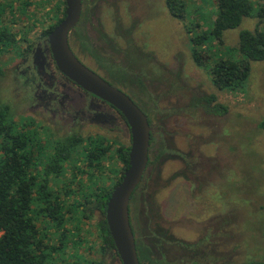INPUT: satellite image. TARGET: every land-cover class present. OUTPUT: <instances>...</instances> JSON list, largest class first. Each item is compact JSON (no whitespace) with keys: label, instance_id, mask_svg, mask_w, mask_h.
<instances>
[{"label":"rangeland","instance_id":"rangeland-1","mask_svg":"<svg viewBox=\"0 0 264 264\" xmlns=\"http://www.w3.org/2000/svg\"><path fill=\"white\" fill-rule=\"evenodd\" d=\"M180 2L184 20L170 15L166 0H84L83 4L87 21L78 34L86 37L85 46L95 43L92 49L97 52H82L81 57L109 79L100 55L122 60L144 79L143 96L127 80L118 86L148 113L157 136L171 142V151L151 163L133 192L131 222L141 238L144 219L140 209L143 204L155 207L161 215L153 217L150 225L161 224L189 244L191 254L175 245L168 252V264L264 260V131L257 126L264 117V61L251 63L244 88L236 90L217 89L208 66L219 56L239 60V31L253 30L261 23L255 16L245 17L237 28L225 31L223 44L213 42L200 49L201 59L208 65H198L191 55V33L186 25L199 23L208 28L215 17L216 0ZM251 2L255 9L264 8V0ZM62 7L61 0H0V27L15 37L9 46L0 48V64L5 70L0 78V102L10 105L17 128L34 137L31 148L37 154L40 147L41 159L56 137L71 131L83 137L64 164L63 175L50 183L67 208L64 239L62 229L36 220L43 244L64 243L63 250L53 254L55 263L69 264L77 255L88 259L99 255L97 213L80 212L76 206L84 201L83 193L89 187L112 185L119 176L122 163L117 151L121 144L129 143V134L114 110L60 76L42 43L36 41L61 18ZM101 33L113 41L117 51L109 49ZM34 41L36 45L27 53ZM71 43L77 46L72 36ZM203 93L214 94L227 112L217 116L190 110V98ZM89 137L102 138L110 145L103 171L93 172L94 176L81 159ZM155 150L151 149V159ZM84 212L90 215L86 217ZM109 264L120 261L112 259Z\"/></svg>","mask_w":264,"mask_h":264},{"label":"trees","instance_id":"trees-1","mask_svg":"<svg viewBox=\"0 0 264 264\" xmlns=\"http://www.w3.org/2000/svg\"><path fill=\"white\" fill-rule=\"evenodd\" d=\"M61 2L62 18L65 3L64 0ZM83 4L84 0L81 12L84 16ZM166 7L171 16L184 20L183 4L180 0H166ZM252 16L258 18L261 27L239 31L236 48L241 55L239 60L219 56L210 60L209 65L203 62L200 49L209 47L213 42L223 44L225 31L237 28L245 17ZM61 18L44 29L36 41L41 43L44 40L47 46L46 36ZM186 31L191 33L190 50L193 60L198 65L209 66L212 83L217 89H243L250 74L251 63L264 61V8L255 9L251 0H216L215 17L209 27L205 29L201 28L199 23H188ZM101 36L110 50L117 51L107 35L101 33ZM14 39V34L9 29L0 27V48H6ZM84 40L86 43V37ZM37 42L28 45L27 53ZM100 58L105 61L104 66H107L106 70L112 77L108 80L112 84L118 85L127 80L131 85H143L142 79L127 63L117 58ZM4 74L5 70L0 64V78H3ZM189 106L217 115H224L227 112V107L218 103L215 95L210 93L194 95L189 101ZM141 108L144 110L142 106ZM147 116L152 126L151 118ZM257 126L264 131V117ZM87 141L82 147L81 154L84 167L87 171H92L89 173L91 175L95 171L101 173L110 145L99 137H89ZM82 143L83 137L78 132L71 131L56 137L50 151L43 156L45 159H41L40 147L36 149L37 154L31 148L34 137L23 128H17L12 120L10 105L4 101L0 102V264H56L53 254L58 253L60 249L63 250L64 243L61 242L58 246L43 244L36 220L41 218L62 229L64 239L67 208L64 200L52 189L50 183L52 179L63 175L64 164ZM155 143V130L152 129L149 151L155 147ZM161 147L160 154L169 148L165 144ZM128 151L129 143L121 144L118 148L117 154L122 167L112 185L89 187L87 193H83L84 201L76 206L80 212L85 209L90 210V213L95 211L97 213L96 223L101 240L98 257L88 259L77 255L69 264H109L112 259L119 260L105 220V208L112 187L120 181L123 171L128 166ZM150 163L149 159L148 164ZM87 204L89 206L86 207ZM90 213L84 212V216L88 217ZM131 226L140 264H168L165 255L157 254V242L151 239L143 242L137 236L132 222ZM241 264H264V260L252 259Z\"/></svg>","mask_w":264,"mask_h":264},{"label":"water","instance_id":"water-1","mask_svg":"<svg viewBox=\"0 0 264 264\" xmlns=\"http://www.w3.org/2000/svg\"><path fill=\"white\" fill-rule=\"evenodd\" d=\"M64 16L49 31L48 50L57 70L86 92L116 108L130 134L128 166L110 192L105 220L121 264H140L130 222V199L142 180L149 159L151 126L147 115L116 85L82 63L73 52L68 36L78 23L82 0H64Z\"/></svg>","mask_w":264,"mask_h":264},{"label":"flooded vegetation","instance_id":"flooded-vegetation-1","mask_svg":"<svg viewBox=\"0 0 264 264\" xmlns=\"http://www.w3.org/2000/svg\"><path fill=\"white\" fill-rule=\"evenodd\" d=\"M83 1V0H82ZM84 8V7H83ZM81 12H82V10H81ZM85 12V14H84V16H83V14H81L80 15V19H79V21H78V23L75 25V27L71 30V32L69 33V36H68V40H69V44H70V46H71V48H72V50H73V52L75 53V55L79 58V60L82 62V63H84L85 65H87L89 68H91L84 60H83V58L81 57V55H82V52H86V53H88V51L89 52H91L92 53V55H95L96 54V52L97 51H95V49L93 50L92 49V47H94L95 48V46H96V44L95 43H91V45H92V47H87V46H85V40H84V38H85V36H81V35H79L78 34V29L80 28V26L82 25V23H84V22H86L87 21V19H86V11H84ZM71 36L73 37V40H74V45L75 44H77V46L75 47V46H73L72 45V43H71ZM47 37V36H46ZM44 41V40H43ZM41 42L42 43V45H43V47L45 48V51H46V56H47V58L50 60V62L53 64V66H54V68H55V70L57 71V73L58 74H60V76H62L66 81H68V82H70V83H72V84H74L73 82H71L69 79H67L64 75H62L58 70H57V68H56V66H55V64H54V62H53V60H52V57H51V54H50V52H49V50H48V44H47V46H45V44H44V42ZM46 42H47V40H46ZM100 51H101V49H100ZM102 54V53H101ZM97 57H98V54H97ZM100 57H102L101 55H100ZM91 69H93V68H91ZM95 72H97L95 69H93ZM98 74H100L99 72H97ZM101 75V74H100ZM103 78H105L106 80H108V78L107 77H105V76H103V75H101ZM109 81V80H108ZM110 82V81H109ZM142 82H143V85H141V86H136V85H131V84H128V85H130V86H132L136 91H137V93L138 94H142V96L145 94V88H146V86H145V80L143 79L142 80ZM111 83V82H110ZM74 85H76V84H74ZM114 85H116L117 87H119L121 90H123L126 94L128 93V92H126L124 89H122L120 86H118L117 84H114ZM77 86V85H76ZM79 89H81L79 86H77ZM83 90V89H82ZM84 91V90H83ZM86 94H88L91 98H94V99H97V100H99V101H101V102H103L104 104H106L109 108H111L112 110H114L119 116H120V118H122L123 119V121L125 122V124H126V126H127V123H126V121H125V119H124V117H122V114L116 109V108H114L112 105H110L109 103H107V102H105V101H103V100H101L100 98H96V96L94 97V95L93 94H91V93H89V92H86V91H84ZM129 96L132 98V100L140 107V109L146 114V115H148L147 113H146V111H144L142 108H141V105H140V103H138L135 99H134V97H132V95H130L129 94ZM193 97V96H192ZM191 97V98H192ZM190 98V99H191ZM190 101V100H189ZM187 107H189L190 108V110H194V108H191L190 106H189V102L187 103ZM195 110H201V111H203L204 113H207V114H211V115H217V114H214V113H209V112H205L203 109H195ZM217 116H222V115H217ZM150 117V116H149ZM147 118H148V116H147ZM151 118V117H150ZM149 121V120H148ZM151 122H152V120H151ZM150 124V123H149ZM151 126V125H150ZM155 130V142H157V143H155L156 145H155V147H154V149H156L155 151H157V153H156V155L154 156V158H150V153H151V151H149V159H150V162L151 163H153V162H158L159 160H161L169 151H171V149H172V147H171V142H170V140L169 139H167V137H161V135H158L157 136V129H155V128H153V122H152V126H151V130ZM127 130H128V134H129V129H128V126H127ZM129 142H130V134H129ZM165 144V146H168L169 148L168 149H166V150H164V153L162 154H160L159 153V151L162 149V147L161 146H163ZM150 148V147H149ZM162 155V156H161ZM149 159H148V162H149ZM206 160V159H205ZM147 164V167H146V170H145V172H144V174H143V177H142V180H141V182L143 181V179L145 178V173L149 170L148 168L150 167V165H152V164ZM204 167H205V169H206V172L208 171V167L206 166V165H204ZM199 175V173H197V174H195V177H197ZM141 182L139 183V185L141 184ZM139 185L137 186L138 188H139ZM137 188V189H138ZM131 201V200H130ZM145 201V200H144ZM143 201V202H144ZM151 210V211H150ZM130 211V210H129ZM159 210H156V208L155 207H152V209H150L149 207L148 208H146L145 206H144V204L142 205V207H141V209H140V217L142 216L143 217V219H144V223L142 224V228H141V235H142V237H141V239H142V241L143 242H147L149 239H151V240H155L156 242H157V246H158V249H156V251H157V254H159V255H165L166 256V258L168 257V252L171 250V249H173L174 248V246L175 245H178L179 246V248H181L182 250H185V252H188V254H191L192 253V250H191V248L189 247V244H187L185 241H182V240H178V239H176L174 236H173V234L171 233V231H169L167 228H165L163 225H161V224H158V223H152V225H150V223L149 222H152L153 220H154V218L153 217H158V216H160L161 214L160 213H156V212H158ZM153 215V216H152ZM130 217H131V213H130ZM159 218V217H158ZM165 228V229H164ZM177 247V246H176ZM178 248V247H177ZM158 255V256H159ZM160 257V256H159Z\"/></svg>","mask_w":264,"mask_h":264}]
</instances>
